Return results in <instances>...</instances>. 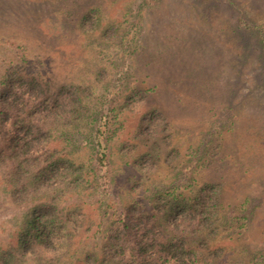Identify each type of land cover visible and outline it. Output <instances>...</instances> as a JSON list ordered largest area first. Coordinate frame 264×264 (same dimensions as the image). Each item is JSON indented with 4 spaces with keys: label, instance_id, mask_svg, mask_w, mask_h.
I'll list each match as a JSON object with an SVG mask.
<instances>
[{
    "label": "rangeland",
    "instance_id": "374dc122",
    "mask_svg": "<svg viewBox=\"0 0 264 264\" xmlns=\"http://www.w3.org/2000/svg\"><path fill=\"white\" fill-rule=\"evenodd\" d=\"M243 16L264 23V0H0V80L6 68L23 67L53 90L79 87L84 116L66 135V152L78 163L95 154L93 129L119 93L110 159L115 188L126 197L136 179L133 190L182 185L175 179L199 157L200 139L207 131L210 138L212 123L232 119V130L225 128L213 149L201 152L196 179L181 188L189 195L220 182L225 209L244 206L235 223L220 225L209 264H262L264 56L256 32L236 31ZM156 108L170 123H152L156 134L146 129L140 135L144 117ZM151 152L155 164L137 165ZM25 212L0 183V245L21 228ZM72 220L91 222L78 212Z\"/></svg>",
    "mask_w": 264,
    "mask_h": 264
},
{
    "label": "trees",
    "instance_id": "16d2710c",
    "mask_svg": "<svg viewBox=\"0 0 264 264\" xmlns=\"http://www.w3.org/2000/svg\"><path fill=\"white\" fill-rule=\"evenodd\" d=\"M237 30L246 36L256 32L264 56V23L243 16ZM262 64L264 79V58ZM119 96L111 97L101 124L93 129L95 154L89 163H78L66 152L71 144L66 135L68 125L84 116L79 87L53 90L23 67L13 72L6 68L0 80V183L9 188L15 206L26 212L21 228L0 245V264H209L218 251L213 241L220 225L235 223L244 206L225 209L220 182H206L189 195L182 188L196 179L201 152L213 149L215 137L219 139L225 128L232 130L234 121L218 118L212 123L210 138L207 131L200 139L199 157L175 179L182 185L133 190L136 179L126 197L115 188L110 159L112 114ZM152 111L139 126L140 135L146 129L155 135L158 129L154 131L152 123H170L164 109ZM56 135L62 141L56 142ZM143 160L155 164L158 156L144 153L137 165ZM75 212L91 222L72 220Z\"/></svg>",
    "mask_w": 264,
    "mask_h": 264
}]
</instances>
